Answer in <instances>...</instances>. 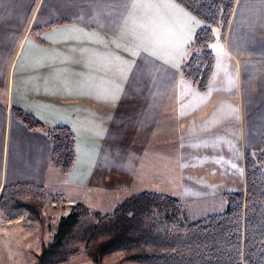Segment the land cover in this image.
Wrapping results in <instances>:
<instances>
[{"label":"crops","instance_id":"crops-1","mask_svg":"<svg viewBox=\"0 0 264 264\" xmlns=\"http://www.w3.org/2000/svg\"><path fill=\"white\" fill-rule=\"evenodd\" d=\"M235 1L224 40L215 30L203 92L182 66L204 24L176 0H0V195L16 184L49 189L50 175L62 173L47 134L13 108L74 132L77 159L62 174L80 196L64 207L110 214L142 192L184 206L241 192L256 136L252 127L243 133L241 100L247 115L264 110V0ZM109 164H118L113 183ZM101 181L105 200L125 195L109 211L84 192ZM21 222L0 212V226Z\"/></svg>","mask_w":264,"mask_h":264},{"label":"trees","instance_id":"trees-1","mask_svg":"<svg viewBox=\"0 0 264 264\" xmlns=\"http://www.w3.org/2000/svg\"><path fill=\"white\" fill-rule=\"evenodd\" d=\"M203 26L182 66L183 76L206 92L214 69L211 43L215 30L224 40L235 0H176ZM13 115L30 130L51 140V164L69 175L77 159L76 137L68 126L47 127L21 109ZM245 190L225 194L224 212L184 222L182 201L169 195L142 192L122 201L110 214L92 213L76 203L64 216L37 264H68L85 251L95 264L123 253L118 264H264V135L261 149L244 151ZM46 190L35 184L3 188L0 211L8 221L45 224Z\"/></svg>","mask_w":264,"mask_h":264},{"label":"rangeland","instance_id":"rangeland-1","mask_svg":"<svg viewBox=\"0 0 264 264\" xmlns=\"http://www.w3.org/2000/svg\"><path fill=\"white\" fill-rule=\"evenodd\" d=\"M247 99L245 97L246 101ZM246 101L244 103V101L241 100V114L239 122L242 124L243 133H245V135H248L250 127L256 130V136L254 137L255 144L250 149L255 152L261 149V140L264 135V117H262L264 110H258L253 115H247ZM10 157L11 153L9 154V159ZM117 167L118 164L108 165V172L111 177L109 183L114 182V176H116L115 172L117 171ZM63 174H58L60 175L58 179L56 178L57 176L50 175L51 178L49 182L55 183L51 184L49 189H45L43 187L46 190L48 198L44 209V215L46 217V222L44 225L40 223L23 224L21 222V224H15L18 226H0V264H37V258L41 252L42 245L49 244L53 241L57 234L61 219L64 216L69 215L72 210L63 206L64 203L70 205L69 202L65 200L67 198L80 196V192L78 190L68 189L67 182L64 183V179L66 178ZM220 180L222 181L223 179ZM104 185H106V183L104 184L103 181H101L98 185L93 184V190H90V192H93V194H88L87 190L84 192L88 200H97V203L105 207L108 206L104 209V211H109L113 208V206H116V202H121L125 195L116 197L112 202L105 200L106 198L101 196L103 188L105 187ZM239 190H245V181L243 185L240 183ZM128 193L130 194V192ZM224 196L225 195L223 192H220L214 196H202L197 198L189 197L190 200H187L186 206H184V222L191 223L208 215L224 212L227 204ZM91 212L98 213L94 211ZM123 256V253L114 254L105 258L102 264H118ZM70 264L95 263L89 258L85 251H82L70 262Z\"/></svg>","mask_w":264,"mask_h":264}]
</instances>
